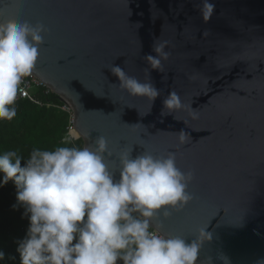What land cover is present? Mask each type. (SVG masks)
Masks as SVG:
<instances>
[{
    "label": "water",
    "instance_id": "water-1",
    "mask_svg": "<svg viewBox=\"0 0 264 264\" xmlns=\"http://www.w3.org/2000/svg\"><path fill=\"white\" fill-rule=\"evenodd\" d=\"M84 153L191 264H264V0H0Z\"/></svg>",
    "mask_w": 264,
    "mask_h": 264
},
{
    "label": "trees",
    "instance_id": "trees-1",
    "mask_svg": "<svg viewBox=\"0 0 264 264\" xmlns=\"http://www.w3.org/2000/svg\"><path fill=\"white\" fill-rule=\"evenodd\" d=\"M36 93L44 105L16 100L0 62V264H148L142 222L89 164L83 139H66L64 102Z\"/></svg>",
    "mask_w": 264,
    "mask_h": 264
},
{
    "label": "built area",
    "instance_id": "built-area-1",
    "mask_svg": "<svg viewBox=\"0 0 264 264\" xmlns=\"http://www.w3.org/2000/svg\"><path fill=\"white\" fill-rule=\"evenodd\" d=\"M11 39V36L0 27V62L10 71L11 79L16 90L15 99L28 98L37 104L44 105V103L37 97V91L35 90L42 87H46L49 91H51V89L30 70L23 60L21 46L17 42L13 43ZM47 105L50 106L53 104ZM59 107L67 111L70 115L68 135L66 139L75 141L81 138V135L78 134L79 132L77 133L78 130L73 122V108L68 106L67 102H64V104H61ZM109 190L110 193L119 200L129 212L137 216L143 224L145 239L143 247L139 250L141 261L146 260L148 264H191L170 249L166 239L130 202L111 187H109Z\"/></svg>",
    "mask_w": 264,
    "mask_h": 264
},
{
    "label": "rangeland",
    "instance_id": "rangeland-1",
    "mask_svg": "<svg viewBox=\"0 0 264 264\" xmlns=\"http://www.w3.org/2000/svg\"><path fill=\"white\" fill-rule=\"evenodd\" d=\"M35 91H38V89H37V90H35Z\"/></svg>",
    "mask_w": 264,
    "mask_h": 264
},
{
    "label": "bare ground",
    "instance_id": "bare-ground-1",
    "mask_svg": "<svg viewBox=\"0 0 264 264\" xmlns=\"http://www.w3.org/2000/svg\"><path fill=\"white\" fill-rule=\"evenodd\" d=\"M77 133H78V131H77ZM79 134V133H78Z\"/></svg>",
    "mask_w": 264,
    "mask_h": 264
},
{
    "label": "crops",
    "instance_id": "crops-1",
    "mask_svg": "<svg viewBox=\"0 0 264 264\" xmlns=\"http://www.w3.org/2000/svg\"><path fill=\"white\" fill-rule=\"evenodd\" d=\"M11 76V75H10Z\"/></svg>",
    "mask_w": 264,
    "mask_h": 264
}]
</instances>
